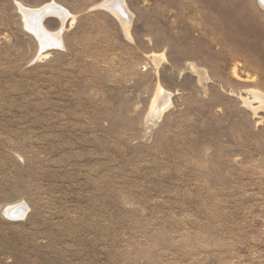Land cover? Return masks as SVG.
I'll list each match as a JSON object with an SVG mask.
<instances>
[{"label": "rangeland", "instance_id": "374dc122", "mask_svg": "<svg viewBox=\"0 0 264 264\" xmlns=\"http://www.w3.org/2000/svg\"><path fill=\"white\" fill-rule=\"evenodd\" d=\"M261 4L0 0V264H264Z\"/></svg>", "mask_w": 264, "mask_h": 264}, {"label": "bare ground", "instance_id": "6f19581e", "mask_svg": "<svg viewBox=\"0 0 264 264\" xmlns=\"http://www.w3.org/2000/svg\"><path fill=\"white\" fill-rule=\"evenodd\" d=\"M260 2L262 3L261 6L264 9V0H260ZM50 11L51 12L52 11H56L61 16L66 17V14H65L66 11L63 8L59 7V6H55V4H52L51 6H46L45 8H43L41 10H38L35 13H38L39 14V17H42L41 14H47V12L50 13ZM31 12H29V14ZM161 93H162V89H160V91H159V95H158L159 97H161L160 96ZM6 211H7L6 213L8 215H17V216H21L23 218L25 216V214L28 212V207L24 203L15 204V205L9 206V208Z\"/></svg>", "mask_w": 264, "mask_h": 264}]
</instances>
